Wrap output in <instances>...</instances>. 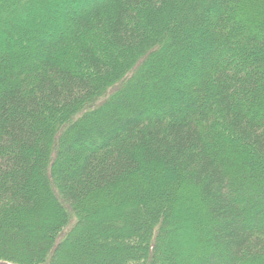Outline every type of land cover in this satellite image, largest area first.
I'll return each mask as SVG.
<instances>
[{
	"label": "trees",
	"instance_id": "16d2710c",
	"mask_svg": "<svg viewBox=\"0 0 264 264\" xmlns=\"http://www.w3.org/2000/svg\"><path fill=\"white\" fill-rule=\"evenodd\" d=\"M91 236L264 264V0H0V261Z\"/></svg>",
	"mask_w": 264,
	"mask_h": 264
},
{
	"label": "rangeland",
	"instance_id": "374dc122",
	"mask_svg": "<svg viewBox=\"0 0 264 264\" xmlns=\"http://www.w3.org/2000/svg\"><path fill=\"white\" fill-rule=\"evenodd\" d=\"M91 227H93V225H91ZM96 227L97 226H95V228ZM181 228H183L182 225H179V226H176V228L172 230V233H175V237H174L175 239L172 242H170V249H164V248L160 249L161 252L159 255L162 254L161 260L164 261L165 263L173 261V260L181 261L180 259L181 253H185V254L187 253V249L190 244L188 243V241H190L189 240L190 234L188 232L185 234L184 233L185 231H181ZM90 238L92 239L86 240V245L83 246V248L77 244H70L68 248L63 249L60 255L61 257L60 261L61 262L63 261L65 263L67 261H71L73 259L78 258L76 261H78L80 264H83L84 260L85 261L88 260L91 256L94 257V255H96L95 251H97L98 242H100V240L95 236H91ZM88 250H92L93 253L92 251L88 252ZM103 260L104 262H108V261H111V258L104 257Z\"/></svg>",
	"mask_w": 264,
	"mask_h": 264
},
{
	"label": "water",
	"instance_id": "95a60500",
	"mask_svg": "<svg viewBox=\"0 0 264 264\" xmlns=\"http://www.w3.org/2000/svg\"><path fill=\"white\" fill-rule=\"evenodd\" d=\"M0 264H11V263L6 262V261H0Z\"/></svg>",
	"mask_w": 264,
	"mask_h": 264
}]
</instances>
